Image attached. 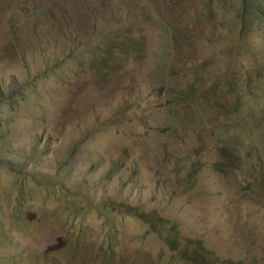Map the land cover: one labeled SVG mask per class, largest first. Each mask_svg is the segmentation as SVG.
Returning a JSON list of instances; mask_svg holds the SVG:
<instances>
[{
	"label": "rangeland",
	"instance_id": "obj_1",
	"mask_svg": "<svg viewBox=\"0 0 264 264\" xmlns=\"http://www.w3.org/2000/svg\"><path fill=\"white\" fill-rule=\"evenodd\" d=\"M262 90L264 0H0V264H264Z\"/></svg>",
	"mask_w": 264,
	"mask_h": 264
},
{
	"label": "trees",
	"instance_id": "obj_2",
	"mask_svg": "<svg viewBox=\"0 0 264 264\" xmlns=\"http://www.w3.org/2000/svg\"><path fill=\"white\" fill-rule=\"evenodd\" d=\"M246 83H247V85L248 86H246L245 84H244V86L245 87H248V88H250V91H249V96H250V98H251V100H253V98L254 99H256V96L258 95L257 93H255L254 94V96H253V94H252V86H251V83H250V80H249V78L248 77H245V80H244ZM244 83V82H243ZM167 89V91H168V93H169V95H170V103H169V108H168V112H169V114H168V116L169 117H171V119L173 120V121H175L177 124H178V122H177V120L176 119H174L172 116L173 115H175V113H176V111H177V107H176V100L179 98V99H181L180 101H181V103H187V101H188V99L189 98H192V99H195L194 97H195V93H193L192 91H190V90H182V91H180V92H178V91H173L172 90V88H170V89H168V88H166ZM262 92H263V94H264V90H262ZM239 93H240V91H239ZM173 97H174V99H173ZM262 98H264V97H262ZM257 100V104H258V99H256ZM194 102V104H195V101H193ZM259 105V104H258ZM198 109V114H199V117L202 119V120H204L206 117L204 116V115H202V114H204L203 113V110H202V107H198L197 108ZM202 120H200V121H202Z\"/></svg>",
	"mask_w": 264,
	"mask_h": 264
}]
</instances>
